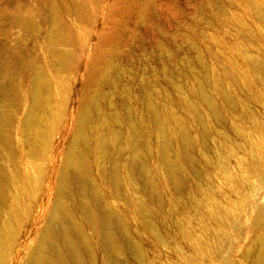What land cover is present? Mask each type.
Instances as JSON below:
<instances>
[{
    "label": "bare ground",
    "instance_id": "obj_1",
    "mask_svg": "<svg viewBox=\"0 0 264 264\" xmlns=\"http://www.w3.org/2000/svg\"><path fill=\"white\" fill-rule=\"evenodd\" d=\"M244 1L260 23L264 39V0L262 6L259 0ZM42 4L34 13L39 18L40 29L35 26L33 14L26 10L31 9L27 5L26 8L23 5L14 7L16 14L11 12L22 23L26 33L19 30L25 35L30 31L42 35L45 31L41 29L48 26L47 50L55 58L54 63L57 62L56 65L49 62L53 75H49L44 62L38 63L39 56L36 60L31 58L33 52L29 54L27 47L17 49L18 53L12 54L14 57L10 56L0 68L3 88L0 95V264H128L127 252L140 264H147L139 241L131 234V225L119 209L136 215L137 218L132 217L136 224L138 222L135 229L146 231L159 247L169 248L180 264H235L232 257L223 256L226 252L222 255L215 249L214 243L226 240L225 229L241 222L238 217L241 206L251 218L249 232H254L256 227L262 229L252 239L253 248L247 244L252 249L247 251L246 258L251 264H264V182L261 181L264 146L257 141L261 126H253L251 132L244 131L227 123L223 115L224 105L238 113L237 103L227 92L225 80L240 87L252 85L250 77L242 75L241 80L231 68H222L219 75H211L206 82L196 75L191 76V93L189 96L186 92L185 96L189 100L195 98L196 105L189 104L191 109L199 115L196 106L204 105L211 114L217 135L220 139L224 136L225 151L220 139L216 141L213 168L221 175L219 182L226 189L212 183L208 185L211 197L206 196L207 205L195 207V224L188 215L189 209L181 211L184 214L177 224V235L170 236L176 243L172 245L165 239V219H160L162 234L151 220L145 200L160 201L162 197L163 183L153 175L154 168L171 188L182 185L183 160L194 163L195 140L186 125L165 109V82L158 80L155 89L145 82L143 89L131 90L125 79L128 74L136 79L138 72L131 67L128 70L123 61H118L121 49L115 53L120 44L117 32L108 27V31L105 28L94 30L88 38L83 35V26L92 16V5L90 9L84 2L75 0H65L61 4L60 0H46ZM146 6L134 11L118 6L113 15L134 17L137 25L143 26L146 19L141 9ZM22 8L26 11H21ZM67 16L74 17L79 31ZM163 34L162 29L158 30L156 45L160 49L157 57L160 64L165 59ZM18 37L23 38L19 34ZM39 37L41 40L42 36ZM36 46L33 47L37 50ZM239 56L243 65L257 72L254 83L264 90V58L246 51H241ZM15 64L21 75L19 85L13 80ZM144 66L147 68V64ZM232 68L237 71L238 63L233 62ZM159 70L165 71L163 66ZM72 71L83 73L71 90L62 77ZM75 84L79 86L78 97L70 109ZM205 84L212 86V92L206 90ZM176 87L180 90L182 86ZM225 126L234 137L219 129ZM154 157L156 166L153 168ZM231 157L236 159L233 166ZM200 180L202 182V174ZM205 189L201 183L198 192L203 194ZM236 205L239 206L236 208ZM178 243L185 244L189 252Z\"/></svg>",
    "mask_w": 264,
    "mask_h": 264
},
{
    "label": "rangeland",
    "instance_id": "obj_2",
    "mask_svg": "<svg viewBox=\"0 0 264 264\" xmlns=\"http://www.w3.org/2000/svg\"><path fill=\"white\" fill-rule=\"evenodd\" d=\"M40 1L0 0V54H3L0 56V61L2 60V62L0 63L1 69L3 68L2 64L6 63L10 56L18 53L17 49L27 47L29 50V54L33 52V54H30V56H32L31 58H33L34 60L38 58V63H40L41 65L44 62V66H46L49 70V75H53V67L48 66L49 62L54 63L55 58H52V56L48 54L47 43L45 41L48 26L44 25L46 29H41L42 31H45H43L44 34L42 35L41 32L39 33V35H35L33 31H30L27 33L28 35H25L24 33H22L24 31L22 30V23L19 19H16V15H14L16 13L15 11H13L15 10V8H21L19 6L22 5L25 6L23 8H26L27 6V8L30 7L31 9L26 10L28 11V13L33 14L35 26L40 29L41 25L39 18L34 13H37L39 11L41 6L43 5L42 3H44L46 0ZM63 1L65 0H60V4L63 3ZM75 1L84 2L86 4L85 7L89 8L92 5V9L90 8L92 16L86 20L83 26L85 28V34L83 35L88 38L90 36V33L94 30L100 31L105 28L104 30L108 31L109 29H114L120 36V44H118L115 49V53L118 52L119 49H121V51L119 50L120 53H117L118 61L120 63L124 62L123 64H126L125 66L128 70L131 67V69L134 68L138 72L136 79H134V77L129 74L125 79L131 90L133 89L134 91H137L143 89L141 87L145 82H147L148 84L150 83L152 89H155V86L158 85V80L165 82V109L170 110L176 118L181 120L186 125V127L190 131L191 136L195 140V146L193 149L194 163L190 164L185 159L183 160L184 177L182 178V185L179 188H171L167 181L160 176L158 170L155 171L154 167L156 166V158H152V166L154 168L153 175L163 183V188L161 191L162 197L160 201L154 199L145 200V203L151 213V220L155 222L156 225H158L162 234H164V231L160 224V219H165V239L169 242H172V245H176V243L173 242L170 236L177 235V224L183 218L184 214L181 211H183L184 209H189L188 215L192 217L191 222L194 221V223L192 224H195V217H193L196 214L195 207L207 205V197H211V192L208 189V185H211L212 183L213 185L217 186V188L219 186V188L226 189V187L221 186L219 182V180L222 179L221 175L217 174L213 168V163L215 161L214 149L216 141L220 139V137L219 135H217L211 114L204 105L198 104L196 107L199 110V115H197L189 105L190 102L195 104L193 102L195 98L192 97L190 100L185 98L186 92L190 96L191 86H193L191 76L196 75L197 77L201 78V80L206 82L210 79L211 75H219L222 68H231L241 80L242 75L250 77L251 81H253L251 82L252 85L242 84L240 87H235L227 80H225L226 90L235 98L238 107V113L235 114L229 109L228 106L224 105L223 115L227 123H232L244 131L251 132L253 126H261L260 128L262 131L258 134L259 138L257 139V141H259L264 146L263 86L254 83V78L257 72L249 69L246 65H243L240 61L239 56L241 51H246L250 54L254 53L259 57L264 58V39L261 36L259 29L261 28V25L254 19L253 15L250 13V6L244 0H149L148 2L147 0H143V2H141L142 0H97L98 2L96 0ZM132 2L134 3L131 4ZM136 2H138L139 4H137ZM135 3L137 5H135ZM262 3V0L258 1V4L261 6ZM12 5L13 8L10 7ZM112 5H114V7ZM143 5L146 6V8L144 7L143 9H141L144 10L143 14L145 15L146 19V24L144 23L143 26L137 25L136 19L134 17L113 15V10L118 6L119 8L129 7L134 11L135 9H140L141 7H143ZM6 6L10 9L7 8L6 10ZM11 10L14 12V14H12ZM26 10L23 9L21 11L25 12ZM25 14H27V12L24 13L23 16ZM92 17L94 18L92 19ZM3 19L9 21L7 22ZM13 20H15L16 22ZM67 20L72 23V25L75 27V30L78 29L79 31V24L73 16H67ZM133 21L135 23H133ZM14 22L16 24H14ZM151 24H154L155 26H152ZM12 25H15V29ZM108 27L110 28L107 29ZM117 28L119 30H117ZM160 28L164 32L163 41L165 43V59L161 63L162 65L157 61V57L160 53V49L157 46V33L158 30H161ZM19 29H21L22 32ZM153 30L155 31L153 32ZM24 32L26 33V31ZM18 34L19 36H23V38L18 37ZM80 35L83 37L81 32ZM152 35H154L156 39L153 40L154 37ZM11 36L12 38H10ZM39 36H42L41 40ZM24 37H26L27 39ZM148 38L150 41H148ZM30 41L32 43H36L34 45H37V50L35 47H33L34 45L32 46V43ZM91 42L93 43L95 42V40H92ZM123 42L126 44H124ZM22 43H24L26 46ZM124 45H128L127 47L129 48H127L126 46L124 47ZM33 48L35 49V51ZM144 48L146 50H144ZM6 50L7 53H4L6 52ZM126 54H128L127 57ZM2 56L7 59L5 60ZM36 56L39 57L36 58ZM129 56L131 57L129 58ZM144 57L145 59H143ZM133 61L135 64L133 63ZM233 62L238 63L237 71L232 68ZM54 64L56 65L57 62ZM145 64H147V68L146 66H144ZM160 66H163V68L165 69L164 73L159 72ZM12 71L14 78L13 80L15 84L18 81L16 85H19V82H21V75L20 73L18 74V65L15 64ZM82 73L83 71H72L68 73L70 77L67 74L68 76L65 75L62 77V81L64 82V84L69 85L67 86L68 89L72 90L74 82H76V80L81 76ZM141 75H143L144 78ZM142 81L144 82L142 83ZM179 84L182 86L180 90L176 87V85ZM63 86L65 87V85ZM78 87L79 86L75 84L74 93L72 95L73 101L70 109H72V107H74L76 104V100L78 97ZM205 88L208 92H212V86L205 84ZM2 92L3 88L1 85L0 95ZM247 112L248 114H245ZM255 114L257 115V117ZM248 115H250V117ZM251 117H253V119ZM199 120H202L203 122H200ZM244 128H246V130ZM219 129L221 131L223 130L224 133H228L232 137H234V134L229 127L225 126L224 128L220 127ZM220 141L221 148L223 149V151H225L223 148L224 136L223 138L221 137ZM19 163L21 164V161H19ZM235 163V157H231V166L235 165ZM200 174H202V182L200 180ZM261 181L264 182V177L261 179ZM201 183H203L206 187L203 194H200L198 192V187H200ZM108 201L112 204V200L108 199ZM122 202L123 200H121V203ZM237 206L239 205H236L235 207L237 208ZM243 207L244 206H241V210L239 212L240 216H242L240 217L238 214L239 220H241V222H239L238 220L239 223L236 227L229 226L225 229L227 234L226 236L228 237H224V239L227 238L224 241L222 240L224 243L222 241V243H214L215 249H219L222 255L225 252H229L228 254L225 253L223 256H227L226 258L232 257L231 260L235 264H251V262L246 258L247 251H250L253 248L255 242L252 239L256 238L255 235L258 232H262V229H258L257 227L254 229V232H249L248 225L250 224L251 218H248L245 207ZM118 211L131 225V234L136 238V241H139L140 248L143 251L147 264H180L179 259L176 257V255H172L169 248L159 247V243H157L152 237H148L146 231L141 228H138L139 231L135 229V227H138V222L136 224V222L133 221L132 217H136V215L125 209H119ZM254 214L255 213L253 212V215ZM242 223H244V225ZM240 226H243L241 227L243 230L239 228ZM202 236L205 237V234H202ZM240 236L242 240L240 239ZM219 244L222 246H220ZM247 244L252 246V248ZM178 245L182 246L186 252H189L185 244L178 243ZM220 247L222 249H220ZM126 262L128 264H140L137 258L130 252H127Z\"/></svg>",
    "mask_w": 264,
    "mask_h": 264
}]
</instances>
